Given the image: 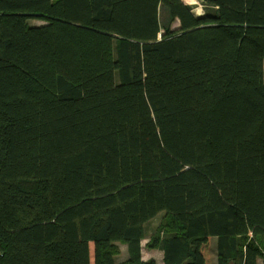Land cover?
<instances>
[{
    "label": "trees",
    "instance_id": "1",
    "mask_svg": "<svg viewBox=\"0 0 264 264\" xmlns=\"http://www.w3.org/2000/svg\"><path fill=\"white\" fill-rule=\"evenodd\" d=\"M199 1L0 0V264H264V0Z\"/></svg>",
    "mask_w": 264,
    "mask_h": 264
},
{
    "label": "rangeland",
    "instance_id": "2",
    "mask_svg": "<svg viewBox=\"0 0 264 264\" xmlns=\"http://www.w3.org/2000/svg\"><path fill=\"white\" fill-rule=\"evenodd\" d=\"M185 4L188 5H194V13L195 15L201 16L203 14V6L199 0H183ZM30 23L32 25H41L43 22L38 21V20H31ZM178 24H175V27H177ZM161 221V216L154 218L150 223L146 225V231L147 235L150 236L154 233L156 228H158L159 224ZM150 238V237H149ZM148 239H145L142 241V255L143 259L145 261L153 259L156 264H163V254L160 250L158 249H149L147 247V243L149 241ZM215 244H216V238H213L212 241L204 248V253L205 256L208 260L209 263H215L216 259V254H215ZM121 255L118 257L120 261H125L128 258V253H127V246L121 244ZM91 251L93 252V245L91 244Z\"/></svg>",
    "mask_w": 264,
    "mask_h": 264
}]
</instances>
